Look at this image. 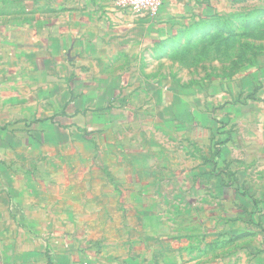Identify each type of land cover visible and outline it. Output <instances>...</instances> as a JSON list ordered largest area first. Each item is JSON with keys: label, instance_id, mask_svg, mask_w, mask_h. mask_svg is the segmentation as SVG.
Returning a JSON list of instances; mask_svg holds the SVG:
<instances>
[{"label": "rangeland", "instance_id": "rangeland-1", "mask_svg": "<svg viewBox=\"0 0 264 264\" xmlns=\"http://www.w3.org/2000/svg\"><path fill=\"white\" fill-rule=\"evenodd\" d=\"M237 4L146 64L114 124L1 148L0 264H261L264 0Z\"/></svg>", "mask_w": 264, "mask_h": 264}, {"label": "crops", "instance_id": "crops-1", "mask_svg": "<svg viewBox=\"0 0 264 264\" xmlns=\"http://www.w3.org/2000/svg\"><path fill=\"white\" fill-rule=\"evenodd\" d=\"M238 2L164 0L152 16L113 0H0V131L8 130L0 150L37 148L45 143L41 125L55 117L69 119L51 124L68 133L114 124L113 114L128 110L130 82L145 79L146 64L182 50ZM3 155L0 161L11 160ZM13 185L1 188L8 205ZM260 219L248 220L264 236ZM257 259L264 264V253Z\"/></svg>", "mask_w": 264, "mask_h": 264}, {"label": "built area", "instance_id": "built-area-1", "mask_svg": "<svg viewBox=\"0 0 264 264\" xmlns=\"http://www.w3.org/2000/svg\"><path fill=\"white\" fill-rule=\"evenodd\" d=\"M118 8L143 10L152 16H157L164 5V0H113Z\"/></svg>", "mask_w": 264, "mask_h": 264}, {"label": "trees", "instance_id": "trees-1", "mask_svg": "<svg viewBox=\"0 0 264 264\" xmlns=\"http://www.w3.org/2000/svg\"><path fill=\"white\" fill-rule=\"evenodd\" d=\"M225 183V181H223Z\"/></svg>", "mask_w": 264, "mask_h": 264}]
</instances>
